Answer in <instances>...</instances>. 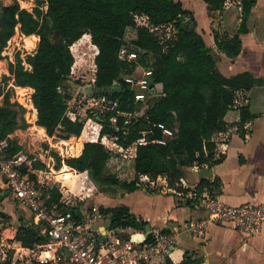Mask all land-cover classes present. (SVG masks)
<instances>
[{
    "label": "trees",
    "instance_id": "obj_1",
    "mask_svg": "<svg viewBox=\"0 0 264 264\" xmlns=\"http://www.w3.org/2000/svg\"><path fill=\"white\" fill-rule=\"evenodd\" d=\"M210 9L220 10L225 0H203ZM41 3V1H38ZM46 10L36 7L33 12L17 0L3 6L0 12V51L14 34V28L37 41V48L29 59L31 68H23L21 61L8 65L10 76L4 75L0 81V140L17 128H25V109L10 100L7 90L9 83L31 86L32 104L36 109V124L44 128L49 137L75 143L74 155L63 161L73 168L58 175V181H69L73 192L84 200L91 193L124 192L140 187L139 177L162 176L169 187L186 191L179 186L183 176L182 168L197 164H217L222 156L215 157L216 144L213 136L228 128L225 115L235 107L237 93L248 91L263 80L244 71L232 77L223 76L216 67V59L202 35L196 30L193 12L184 8L176 0H45ZM256 0H240L241 21L233 36L220 39L214 36L219 50L234 58L241 49L239 35L247 32V19ZM146 16L150 27L171 26L173 35L161 43L149 27L137 25L135 16ZM128 27L135 28V37L129 41L130 49L139 54L137 62L153 71L152 82L155 98L147 104L133 103L129 85L122 79L123 74L132 71L135 62L118 58L120 48L128 46L124 38ZM89 33L92 44L97 47L93 62L95 65V87L97 93H107L119 100V109L133 110L138 106L143 114L126 126L123 134V118L118 117L115 126L108 121L110 113L104 116L100 134L118 135L119 143L128 146L139 136V130L150 129L151 137H161V130L153 124H163L175 130V135L166 144L149 143L136 146L134 155L135 176L130 181L119 182L105 173L110 153L99 141H84L81 136L83 123L66 116L65 101L69 88L65 82L71 74L74 57L73 43L84 33ZM30 34V35H29ZM35 34V35H32ZM28 48L35 46L31 39L25 40ZM24 91V90H23ZM238 121L234 123L242 136L244 125L255 115L248 104L237 106ZM15 143L9 152L18 151ZM58 159H60L57 156ZM38 167L42 165L37 163ZM66 170V169H65ZM32 177H34L32 175ZM214 186L201 179L196 191ZM59 183L45 186L43 195L47 205L58 204L61 212L72 211V206L60 203ZM100 214L108 219L112 229L132 228L142 230L147 222L130 212L125 205L100 207ZM15 240L23 247H33L46 241L40 233V225L22 224L18 227ZM9 252L1 264H17ZM167 264H173L168 259ZM40 264V263H36ZM182 264H190L186 259Z\"/></svg>",
    "mask_w": 264,
    "mask_h": 264
},
{
    "label": "crops",
    "instance_id": "obj_2",
    "mask_svg": "<svg viewBox=\"0 0 264 264\" xmlns=\"http://www.w3.org/2000/svg\"><path fill=\"white\" fill-rule=\"evenodd\" d=\"M10 1L0 0V12L2 7L8 5ZM176 1H180L184 8L193 12L196 30L202 35L205 44L211 48L216 59L217 70L223 76L232 77L248 71L255 78L263 80L250 90L237 93L235 107L229 110L224 118L229 125L227 130L213 136L216 144L215 157L222 156V160L213 165L194 163L182 168L183 176L179 186L186 189L185 192L169 187L163 177L150 178L154 181V185H151L141 175L139 177L141 185L134 191L124 192L120 187H116L117 192L115 193H91L86 199L80 200L79 195L74 193L70 187L69 181H58L59 174L76 171L63 161L64 158L74 155L75 143L55 140L46 134L44 128L35 123L36 109L31 100L34 89L28 85H15L19 95L16 101L24 107L23 116L28 125L25 128H17L10 134L14 137L15 144L21 149L28 148L43 157L44 163H39L42 165L41 167L35 164V168H41L43 172L36 170V175H34L43 180L45 186L53 187L59 183L58 189L61 193L59 202L79 210L80 223H85L89 219L93 220L94 228L98 227L103 233L105 229L109 228L108 219L100 214L99 208L125 205L131 213L147 222L148 230L158 227L169 233L173 240L169 255L156 257L150 264H167V259L173 264H182L186 259L190 264H264V223L261 232L250 237H245L240 231L229 226L209 224L206 239L193 237L185 226L188 221L205 216V213L199 209L198 197L204 190L210 188L205 187L198 193L196 186L201 179L210 183L217 182L218 189L212 185L210 187L218 192L220 199L226 204L234 206L245 202L264 203V0H256L252 7L247 19V32L239 35L240 52L234 58L228 57L218 49L214 36L226 39L237 32L241 21L240 0H236L234 3L231 0H225L223 8L220 10L210 9L203 0ZM192 5L200 6L199 9L205 18L203 24L198 20L196 9ZM214 14L218 15L217 19L213 18ZM14 30L24 34L20 31L19 24L15 26ZM127 33L130 35V40L133 39L136 35L135 28H126L125 39ZM83 35H88L90 39L89 33L86 32ZM81 38L71 46L74 60L76 57L73 46L80 42ZM95 49L97 50L96 47ZM1 68L2 71L5 69V67ZM74 69L73 64L72 71ZM81 89L82 87L77 85L74 92L69 89L71 91L69 94L73 95L80 92ZM27 90L30 93H27ZM20 97L27 98L28 104L20 100ZM242 104H248L250 112L255 115L252 120L245 123L244 136L234 125L239 118L237 106ZM82 123L81 136L83 140H99L100 129L97 123L92 119H83ZM38 137L47 143V147L36 152L33 146ZM107 150L111 158L107 163L105 173L116 177L119 182L132 180L135 176L136 145L131 143L125 147L113 148L112 151ZM57 156L62 160L60 163ZM94 199H104L110 202L116 200L117 203L95 205ZM16 202L8 190L5 180L0 175V218L7 219L6 225L0 224V234L5 235V238L12 239L13 245L18 244L16 252L19 253L21 249L29 247H23L19 241L15 240L18 227L26 223L39 224L35 220L33 222L32 213L26 206L19 203L24 207V210L18 211ZM97 220L101 222L97 224ZM146 227L142 230H146ZM114 230L118 234L127 235L133 229L118 228ZM148 230L146 231L149 232Z\"/></svg>",
    "mask_w": 264,
    "mask_h": 264
},
{
    "label": "built area",
    "instance_id": "obj_3",
    "mask_svg": "<svg viewBox=\"0 0 264 264\" xmlns=\"http://www.w3.org/2000/svg\"><path fill=\"white\" fill-rule=\"evenodd\" d=\"M135 20L137 25L149 27L161 43L173 35L162 40L158 30L163 26L150 27L147 17L143 15L135 16ZM94 52L96 54L97 50L95 49ZM138 56L137 51L124 45L118 52L120 60L136 63L130 73L122 75L123 81L129 85L135 105L147 104L155 97L152 68L137 62ZM3 72L9 76L5 69ZM74 73L75 71L71 69V74ZM75 79L80 82L82 89L73 95L69 94L66 99V116L73 121L94 120L100 129V137L97 141L105 148L112 151L113 148L123 146L119 143L118 135L100 134L104 116L110 113L108 121L111 126L117 124L119 116L122 117L123 134H126V126L142 116L141 108L136 106L133 110L122 111L119 109L118 99L110 97L107 93L95 92V68L91 76L86 77L81 73L75 76ZM88 86L92 87L91 92L87 91ZM153 125L161 130L160 138L151 137L150 129H141L133 144L136 146L149 143L164 145L167 139L174 137V129L160 123ZM13 138L11 134H8L6 138L0 140V175L5 180L12 198L31 211L35 222L40 225V233L46 237L44 249L40 250L33 263L24 261L29 253L34 255L33 248H23L19 253L16 252L22 264H45L49 260L57 262L61 260V264H150L156 257L169 255L173 240L171 235L161 228L152 227L148 233L146 230L133 229L127 235L118 234L114 229L108 228L102 233L98 227L94 228L93 220L89 219L85 223H80L74 216V212H61L58 210V204L47 205L43 195L45 184L43 180L35 176L36 170L43 172V169L35 168V164L44 163L43 157L28 148L10 153L9 148L16 143ZM142 176L154 185V181L148 176ZM198 198L199 209L205 213V216L185 224L193 237L206 239L209 224L235 228L245 237L261 232L264 223V203L245 202L234 206L229 205L220 199L214 188L204 190Z\"/></svg>",
    "mask_w": 264,
    "mask_h": 264
},
{
    "label": "rangeland",
    "instance_id": "obj_4",
    "mask_svg": "<svg viewBox=\"0 0 264 264\" xmlns=\"http://www.w3.org/2000/svg\"><path fill=\"white\" fill-rule=\"evenodd\" d=\"M19 3V6L21 8V1H24L26 4H28V8L27 10L30 12H33V10L36 7H39L42 12H45L46 10V3L45 0H17ZM38 1H41V3H38ZM233 3L236 2V0H231ZM11 2V1H10ZM194 7L195 12L197 13L198 16V20L200 21L201 24L204 23L205 18L202 15L201 10L199 9L200 6L199 5H192ZM26 9V8H24ZM218 15L215 16V14L213 15L214 19H217ZM158 34L159 36L163 39L167 38L168 36H171L173 34V29L170 26H163L161 29L158 30ZM130 35L129 33H127V37H126V43L128 45V47H131V44L129 43L130 41ZM26 39H31L33 42H35V46L32 48H28L25 45V40ZM37 41H35L33 39L32 36H26L24 34L18 33L17 30H14V34L9 38V40H7L6 45L2 48V50L0 51V81L3 78L4 75L7 76V74H5L2 71L1 67H5L6 72L8 73V65L10 63L15 64L17 62V60L21 61V64L23 66L24 69L28 70L31 68L30 64H29V59L30 57H32L36 51L37 48ZM73 52L75 54L76 59L74 60V74H71V76L68 79V83H72V84H76L79 85V81H77L75 79V76L77 77L78 74H85L86 77H89L93 74L94 72V63H93V53L95 51V48L93 46V44L90 42L89 36L88 35H83L81 38V41L78 42L76 45L73 46ZM6 62H7V66H6ZM10 76V74H9ZM28 89V88H27ZM7 90L10 93V100H14L15 102H17L18 104H20L17 100V97H19V95L17 94L16 88H15V84H13L12 82L8 84L7 86ZM72 91V89H71ZM69 90V93L71 92ZM27 93H30L28 90L26 91ZM155 97L152 98L151 101H153ZM20 100H22L23 102L28 104V99L23 97H20ZM12 101V102H14ZM29 108V106H28ZM30 110V109H29ZM58 140V139H55ZM47 147V143H45L44 141H42L40 139V137L37 138L36 142L34 143L33 149L38 152L41 148H46ZM62 161L61 159L59 160ZM117 190V189H116ZM95 205H99L100 203H110L111 205L114 203L116 204V200L113 201H107L104 199H94L93 200ZM108 204V205H110ZM17 205V210L18 211H22L24 210V207L22 205H20L18 202H16ZM34 222V219H33ZM100 220H97V224L100 223ZM7 223V219L6 218H0V224L1 225H6ZM103 224H105L106 222H102ZM5 236V235H4ZM2 234H0V261L4 260L6 258V255L11 252L13 258H17V264H21L20 260L18 259V255L16 254V249L18 247V244L13 245L12 239L9 238H5ZM43 246L42 247H37V246H33V252L34 255L32 256L31 253H29V255L27 257L24 258V261H28V263H33L34 258L39 254L40 250L44 249L45 246V241L43 243H41ZM61 260H59V262L54 261V260H49L47 261L45 264H61L60 262ZM63 261V259H62Z\"/></svg>",
    "mask_w": 264,
    "mask_h": 264
},
{
    "label": "water",
    "instance_id": "obj_5",
    "mask_svg": "<svg viewBox=\"0 0 264 264\" xmlns=\"http://www.w3.org/2000/svg\"><path fill=\"white\" fill-rule=\"evenodd\" d=\"M65 84L68 86V88H69L70 90L72 89L73 92L76 90V87H77L76 84L68 83V81H66ZM86 89H87L88 92H91V91H92V87H91V86H88ZM79 213H80L79 210H75V214H76L77 216H79ZM146 230H148V227H146ZM146 233H148V232L146 231ZM21 264H22V263H21Z\"/></svg>",
    "mask_w": 264,
    "mask_h": 264
}]
</instances>
